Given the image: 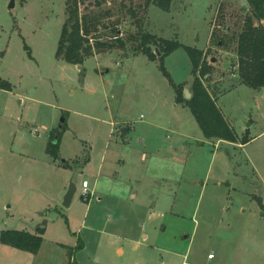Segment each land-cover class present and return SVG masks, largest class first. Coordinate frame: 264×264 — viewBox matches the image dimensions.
<instances>
[{
	"label": "rangeland",
	"instance_id": "rangeland-1",
	"mask_svg": "<svg viewBox=\"0 0 264 264\" xmlns=\"http://www.w3.org/2000/svg\"><path fill=\"white\" fill-rule=\"evenodd\" d=\"M67 1L15 0L11 8V0H0V81L11 87L0 86V233L36 234L41 228L44 240L37 254L0 241V264H181L180 256L142 238L147 207L135 205L128 194L130 179L146 176L150 168L134 157L133 148L123 153L131 157L126 166L115 165L95 187L94 167L108 143L127 133V123L140 143L148 136L155 146L163 138L166 146L171 142L168 147L185 141L183 158L176 159L173 154L180 152L172 148L160 151L171 156L162 163L172 170L170 209L190 217L195 212L198 221L184 264H207L210 252L216 258L208 264H264V88L242 83L235 50L217 45L212 36L235 27L243 9L249 11L248 2L172 0L164 10L150 0H79L82 14L93 10L107 26L95 34L102 39L110 35L112 21L134 34L143 18L148 32L183 44L164 65L185 90L191 92L193 81L185 46L207 52L214 68L205 84H215L217 105L237 142L202 144L178 135L180 129L194 137L201 128L189 107L169 111L175 90L159 61L143 53L125 57L120 49L95 54L82 65L57 58ZM129 7L136 16L127 17ZM166 122L162 130L148 126ZM54 130L61 132L58 159L47 152ZM244 138L249 142L242 144ZM84 179L95 187L89 201L81 196ZM71 180L77 191L67 207ZM159 188L154 181V194H161ZM127 234L142 245L120 238Z\"/></svg>",
	"mask_w": 264,
	"mask_h": 264
},
{
	"label": "trees",
	"instance_id": "trees-1",
	"mask_svg": "<svg viewBox=\"0 0 264 264\" xmlns=\"http://www.w3.org/2000/svg\"><path fill=\"white\" fill-rule=\"evenodd\" d=\"M157 7L169 10L172 0H150ZM249 11L243 9L244 15L238 16L235 27L227 25L220 33L214 31L213 37H217V45L235 50L238 57V69L240 81L254 90L264 88V0H246ZM67 18L59 39L56 56L58 59L82 65L88 57L95 54L110 53L120 49L126 51L125 57L139 53L145 54L150 60L159 61L160 69L171 82L176 101L187 106L195 116L206 138H216L231 142H237V135L224 117L217 105L219 93L215 84H205L207 74L212 75L214 66L207 60V52L191 46H185L192 62L193 81L191 85V98L185 95V84L175 83L164 65V58L173 53L183 44L178 40H168L152 34L145 29L144 19L137 20L138 31L124 33L118 27L120 23L111 27L110 35L102 39L98 34L100 29L107 27L102 22L99 14L86 9L81 13L79 0L67 1ZM101 4V3H98ZM125 7V5H124ZM127 17L136 16V11L129 7ZM126 20V19H124ZM123 20V21H124ZM122 22V21H121ZM160 53L159 55L157 53ZM0 86L10 89V84L2 83ZM65 129V125L62 126ZM61 132L52 131L47 152L54 158L60 157ZM249 142L244 138L242 144ZM261 204L262 199L260 198ZM0 241L3 244L15 247L19 250L37 254L43 244V230L38 229L36 234L24 230L7 229L0 233ZM81 245V244H80Z\"/></svg>",
	"mask_w": 264,
	"mask_h": 264
},
{
	"label": "crops",
	"instance_id": "crops-1",
	"mask_svg": "<svg viewBox=\"0 0 264 264\" xmlns=\"http://www.w3.org/2000/svg\"><path fill=\"white\" fill-rule=\"evenodd\" d=\"M179 105L182 107H187L177 103L175 93V103L172 105L171 110L169 109V111L175 112L173 109H178ZM170 116H172L171 113ZM166 124L169 125V123L166 122L164 124L150 123L148 126L159 127L162 130V128L168 126ZM124 126L127 127V133L123 134L120 140H115L113 144L111 141L108 143L107 150L103 152L99 165L94 167V173H96V176L93 175L95 177V187L99 185V180L103 175L110 176L112 174L115 165L122 164L123 166H126L127 162L131 160V157L128 155V160L127 158H124L123 153L127 152V148H133L135 152L134 157L137 160L143 161L150 168V173H147L146 176H144L143 173H141L142 175L140 173H136L134 177L131 176L137 183H135L132 178L130 179L131 189L128 194V198L131 199L135 205L142 204L144 207H147L146 214L141 224L142 238L146 241L149 238L152 239L153 243L149 244V246L152 248L161 250L167 254H175L176 256H180V258H182L181 264H184L186 257L190 254L189 252L192 249V234L198 227V221L195 220V212H193L192 217H190L181 213L173 212L170 209V192L173 189L170 183L172 170L166 167L165 164L162 165V163L168 159H171V156H168L167 153H162L160 151H167V149L172 148V150L180 152V154H173L176 159L183 158L182 154H185V150L187 149L185 147V141L184 139L177 140L174 142V146L168 147L171 142H167L168 145L166 146L165 140L163 138L161 143L158 142V146H155L153 145V137L148 136L146 139L144 137L140 138V143L138 138L132 136L134 126L128 123ZM178 131V135L180 137L196 140L202 144L211 143V141L216 139L206 138L202 129H200L199 132L198 130L197 132L195 130L196 136L194 137L189 133L182 132L180 129H178ZM216 140L222 141V139ZM138 157H140V159ZM182 173L183 171L181 174H178V176H180V183H182L185 178ZM178 176L175 177L177 179L175 182L178 181ZM154 181L161 186V188H159L161 190V194H154ZM95 187L93 188V191H95ZM98 199L102 201L103 197L98 195ZM73 201L74 197L72 199V202ZM157 201H160V205L156 204ZM120 238L130 240L131 242L133 241L136 245H142V243H140V239H135L134 236L129 234L122 235ZM124 251V247H117L118 253H124ZM210 254L211 252L207 256V264L209 261L216 258V255L210 258Z\"/></svg>",
	"mask_w": 264,
	"mask_h": 264
},
{
	"label": "water",
	"instance_id": "water-1",
	"mask_svg": "<svg viewBox=\"0 0 264 264\" xmlns=\"http://www.w3.org/2000/svg\"><path fill=\"white\" fill-rule=\"evenodd\" d=\"M15 6V0H11V4H10V7H14ZM158 55L160 54L159 52L157 53ZM185 95L187 98H191L192 96V93L190 92V90H185ZM77 191V186L76 184L71 180L70 182V186L67 190V193L64 197L65 201H64V205L65 206H70L71 202H72V199H73V196L75 195Z\"/></svg>",
	"mask_w": 264,
	"mask_h": 264
},
{
	"label": "built area",
	"instance_id": "built-area-1",
	"mask_svg": "<svg viewBox=\"0 0 264 264\" xmlns=\"http://www.w3.org/2000/svg\"><path fill=\"white\" fill-rule=\"evenodd\" d=\"M93 191L91 190L90 181L88 179H84L82 182L81 196L85 201H89L92 196ZM210 258L214 257V254L211 253L209 255Z\"/></svg>",
	"mask_w": 264,
	"mask_h": 264
}]
</instances>
